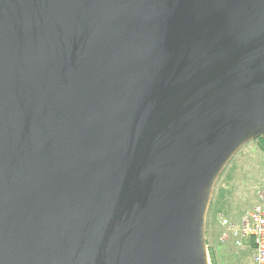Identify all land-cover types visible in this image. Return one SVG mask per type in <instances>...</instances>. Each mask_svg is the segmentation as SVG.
Returning a JSON list of instances; mask_svg holds the SVG:
<instances>
[{
    "label": "water",
    "instance_id": "obj_1",
    "mask_svg": "<svg viewBox=\"0 0 264 264\" xmlns=\"http://www.w3.org/2000/svg\"><path fill=\"white\" fill-rule=\"evenodd\" d=\"M262 137L264 0H0V264H210Z\"/></svg>",
    "mask_w": 264,
    "mask_h": 264
},
{
    "label": "rangeland",
    "instance_id": "obj_2",
    "mask_svg": "<svg viewBox=\"0 0 264 264\" xmlns=\"http://www.w3.org/2000/svg\"><path fill=\"white\" fill-rule=\"evenodd\" d=\"M259 139L236 154L214 187L206 217L210 264H252L251 246L238 248L220 238L225 231L222 220L238 223L256 204L257 193L264 190V147Z\"/></svg>",
    "mask_w": 264,
    "mask_h": 264
},
{
    "label": "built area",
    "instance_id": "obj_3",
    "mask_svg": "<svg viewBox=\"0 0 264 264\" xmlns=\"http://www.w3.org/2000/svg\"><path fill=\"white\" fill-rule=\"evenodd\" d=\"M225 228L220 240L232 242L238 248L251 246L252 264H264V190L257 193V202L238 222L222 220Z\"/></svg>",
    "mask_w": 264,
    "mask_h": 264
},
{
    "label": "trees",
    "instance_id": "obj_4",
    "mask_svg": "<svg viewBox=\"0 0 264 264\" xmlns=\"http://www.w3.org/2000/svg\"><path fill=\"white\" fill-rule=\"evenodd\" d=\"M259 141L263 143V147H264V138H260Z\"/></svg>",
    "mask_w": 264,
    "mask_h": 264
}]
</instances>
